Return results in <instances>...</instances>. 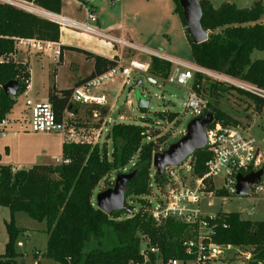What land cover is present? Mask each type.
Listing matches in <instances>:
<instances>
[{
  "label": "trees",
  "instance_id": "trees-1",
  "mask_svg": "<svg viewBox=\"0 0 264 264\" xmlns=\"http://www.w3.org/2000/svg\"><path fill=\"white\" fill-rule=\"evenodd\" d=\"M28 1L55 13L61 12L62 0ZM173 1L175 12L186 27L179 0ZM200 4L201 22L209 37L195 44L186 29L193 61L264 88V59L252 57L255 51H264V25L261 22L264 0H255L249 7H238L230 2L214 6L212 0H200ZM16 37L58 42L61 28L51 20L0 2V58H8L16 52ZM73 49L94 60L93 71L76 85L117 65L116 59L77 47ZM170 70V63L152 58V75L166 79ZM29 76L28 64L13 60L0 62V133L2 122L16 102L14 96L4 92V84L17 79L21 83L18 93L23 92L24 80ZM203 79L208 78L198 74L194 86L200 85L199 91L203 87L209 90L213 103L208 112H213L215 121L224 124L238 121L217 104L219 96L226 91L237 90L245 94L254 101L259 113L264 109L262 99L220 82L203 83ZM73 88L58 89L53 81L48 100L56 117L60 118L67 106L76 109L70 102ZM100 109L103 115L107 111ZM165 137L159 131L147 132L146 127L138 123L115 122L107 135L112 141L111 151L106 143L65 141L60 164H35L29 169L18 170L2 164L0 153V206L8 207L11 213V220L7 222L8 240L4 253H0V264H18L17 257L21 254L16 250V242L22 228L16 225L14 216L20 211L47 222L45 255L53 259V264H155L157 256L161 258V264H166L170 259L188 261L194 257L183 243L197 234V225L172 219L156 222L150 214L148 198L153 190L152 180H162L153 167V156L167 148L161 147ZM209 157L206 149H198L192 155L193 171L197 176L205 173V162ZM131 162L134 164L128 172L136 173L128 182L126 197L131 196L133 200L126 203L127 209L107 214L94 200L95 189L114 171L124 170ZM217 216L215 242L250 250L252 260L248 264H264V220H249L238 212H218ZM143 245L157 248L158 253L148 249L145 256Z\"/></svg>",
  "mask_w": 264,
  "mask_h": 264
},
{
  "label": "built area",
  "instance_id": "built-area-1",
  "mask_svg": "<svg viewBox=\"0 0 264 264\" xmlns=\"http://www.w3.org/2000/svg\"><path fill=\"white\" fill-rule=\"evenodd\" d=\"M118 2L120 0H111ZM2 3L51 20L60 28L65 27L78 32H86L100 38L106 39L113 46H121L122 51L132 50L137 52L130 57L128 64L123 63V54L115 58L117 65L105 73L89 79L73 88L70 102L89 107H102L107 105V95L100 92L99 88L116 78L118 75L125 76L128 83L133 70L149 73L153 57H157L171 64L169 76L165 79L186 88L187 97L185 107L192 110L195 116H204L208 113L210 100L195 87L198 74L204 78L235 87L247 92L259 99L264 100V88L250 81L228 75L224 72L212 70L193 62L166 56L158 50L148 49L136 44L130 39L114 36L110 30L101 29L97 25L98 17L95 12L87 8L86 19L76 20L45 9L28 0H0ZM39 7L52 13V16H41L35 12ZM16 52L10 57H1L0 62L16 61L17 54L25 53H47L54 52V56L61 54V48L57 42L40 39L36 37H16ZM25 90L31 89L30 79L25 78ZM128 102H131L130 100ZM26 104L30 107V127L34 132H61L66 142L98 143L102 127L87 128L77 127L78 113L67 106L60 118L56 117L53 105L49 100L34 101L27 99ZM96 110V109H95ZM256 111V110H255ZM256 113H259L256 111ZM94 116H100L94 111ZM3 123V122H2ZM206 149L210 157L205 162L206 171L202 176H197L193 171L192 156L179 166H168L157 182L152 180V194L148 198L150 203V214L156 222L169 219L187 222L197 225V234L189 240L184 241V246L189 254H194L188 261L194 264H210V262L223 254V248L232 245H223L215 242L214 234L217 226V214H207L202 210L203 202L212 204L217 196L231 198L233 196H251L254 199L264 198V148L252 133V127L245 121L224 124L214 121L206 129ZM263 170L260 180L253 183L247 195L237 192V175H246L249 172ZM220 180V184L218 183ZM154 199L155 202L152 201ZM255 207H251L248 213H253ZM224 227H227L224 224ZM158 253V249L146 245L142 250L147 256V250ZM177 258L170 259L166 264H182ZM19 264V263H18Z\"/></svg>",
  "mask_w": 264,
  "mask_h": 264
},
{
  "label": "rangeland",
  "instance_id": "rangeland-1",
  "mask_svg": "<svg viewBox=\"0 0 264 264\" xmlns=\"http://www.w3.org/2000/svg\"><path fill=\"white\" fill-rule=\"evenodd\" d=\"M126 1L125 16L130 18L126 20L127 25H132L140 34V41L144 45L157 47L166 53L171 54L170 50H175L178 53V58L193 61L192 54L188 43L178 35H174L173 39L166 38L167 35L160 34L156 28H151L146 24L145 12L146 5L142 3L145 0H128ZM255 0H212L214 6H219L223 2L235 3L238 7H249ZM106 0L104 9L109 15L114 14L120 16V7L122 2ZM174 3V1H173ZM174 5V4H173ZM116 6V7H114ZM139 11L138 15L133 14ZM147 16V15H146ZM134 20V22L132 21ZM264 25V15L261 18ZM160 50V51H161ZM176 56V57H177ZM253 59L263 58L264 51L257 50L252 55ZM27 59L24 53H21L16 58V61L22 62ZM28 60V59H27ZM31 71L33 75V83L35 89L41 95L45 94L48 85H52L54 81V66L55 61L49 57L33 56L30 60ZM26 63V62H25ZM81 74L88 71L89 63L80 62ZM66 71L65 66L60 71V82L65 83ZM149 74L152 75L151 72ZM121 75L116 77L115 82L119 85L118 88L109 87V84L99 88L100 92L107 95V111L104 115L99 107L79 108L78 124L79 128L86 126L87 128L102 127V132L99 137V144L106 143L109 151L112 150V141L107 138L110 127L115 122H131L138 123L146 127L147 132H160L161 136H166L161 147H168L173 142L180 139L185 133L186 128L191 119L195 117L192 110L185 107L187 90L180 85L169 83L164 78L158 76L156 81L150 80L147 75H143L133 70L130 74L127 84H122ZM156 76V75H155ZM211 79H203V83H211ZM31 83V76H30ZM138 83H140L138 85ZM122 84V85H121ZM202 93L210 100V92L203 87ZM26 93L19 92L16 96V104L24 102ZM25 95V96H24ZM144 97L149 100V107L142 111L138 107L139 98ZM128 100L131 104H128ZM27 101V99H26ZM217 104L231 118H236L239 121H245L252 127V133L257 137L262 147L264 148V109L259 114L255 111V103L252 99L237 90L224 92L219 96ZM96 109V110H95ZM94 111L100 116L95 117ZM30 116V114H29ZM122 116V117H121ZM106 117V118H105ZM105 124V125H104ZM62 138L61 132H34L30 124L22 121L18 125V134L10 137H0V153L3 161L21 164L25 169L35 164L50 163L54 165L60 164L63 159L62 155ZM94 144V143H92ZM6 146L9 150L6 151ZM59 158V160H57ZM188 161V160H187ZM134 162L120 171L126 173L129 167ZM155 170V169H154ZM113 172L106 180H103L94 192V200L96 201L97 194L112 187L117 173ZM220 184V180L218 182ZM131 196L126 197V203L132 202ZM153 202L154 199H152ZM97 202V201H96ZM255 207L253 213H248L251 207ZM202 210L207 214H217L218 212H238L243 218L249 220H264V198L254 199L251 196H233L231 198H222L217 196L213 199L212 204L208 201L203 202ZM11 220L10 209L6 206H0V253H4L5 245L8 240L7 222ZM14 221L17 226L22 228L17 242L16 250L21 255L17 257L19 264H53V259L45 255L48 241L47 222L32 218L26 212H17L14 216ZM145 248V245H143ZM157 254V253H156ZM252 260L250 250L242 247L231 246L223 248V254L212 260L210 264H248ZM161 258H158L155 264H161ZM133 264V263H131ZM182 264H194L192 261L182 262Z\"/></svg>",
  "mask_w": 264,
  "mask_h": 264
},
{
  "label": "crops",
  "instance_id": "crops-1",
  "mask_svg": "<svg viewBox=\"0 0 264 264\" xmlns=\"http://www.w3.org/2000/svg\"><path fill=\"white\" fill-rule=\"evenodd\" d=\"M126 1L124 0V3L121 4V11L120 16H115L114 14L109 15L108 12L104 9V2L106 3V0H62V7L61 12L63 16H66L71 19L76 20H85L86 19V11L87 8L92 10L96 13L98 17L97 25L104 30H110L114 36L123 37L125 39H130L134 41L136 44L153 50L160 51L161 49H158L157 47L147 46L144 45L142 41H140L141 37L140 34L135 30L133 27V24L127 25L126 20L130 21V18L125 16V7H126ZM122 2V0L118 1ZM116 2L113 3L115 5ZM143 5H146V12H145V20L146 24L150 25L151 28H156L157 31L160 34L167 35L166 38L170 39V41L173 39L174 35L181 36L182 39H184L191 51L190 41L189 37L186 31V27L184 26L181 17L179 14L175 12V4L173 3V0H145ZM174 4V5H173ZM116 7V6H114ZM139 11H136L133 16L138 15ZM147 15V16H146ZM134 22V20H132ZM59 47L61 48V54L58 57L54 56V52L52 50H49L47 53H24L27 59H24L25 61L19 62L23 64H28L29 74L31 76V89L24 95L26 99H32L34 101H45L48 100V94L49 89L51 85H48L45 94L41 95L39 91L35 89L33 81V75L30 68L31 62L33 56L37 57H49L53 59L56 63L54 66V81L55 85L58 89H65V88H72L75 87L77 82L81 81L85 77H87L94 69V60L91 58H88L84 53L79 52L73 47L81 48L86 51L102 55L104 57L115 59L117 55L123 54V63L128 64L130 61V57L137 52H134L132 50H126L122 51L121 46H113L111 43L107 42L106 39L100 38L98 36L86 33V32H78L75 30H71L69 28L62 27L61 28V38L60 41L57 42ZM72 47V48H69ZM20 52L17 54L16 58L20 54ZM166 56H170L173 58H178V53L175 50H170L171 54L166 53L165 51H160ZM192 54V53H191ZM177 56V57H176ZM181 59V58H178ZM263 59V58H258ZM184 60V59H181ZM187 61V60H185ZM18 62V61H17ZM26 62V63H25ZM80 62H88L89 67L88 71L86 73H79L80 72ZM193 62V61H188ZM65 66V69L67 72L65 76V83L62 84L60 82V71L62 67ZM138 72V71H137ZM143 75H147V77L152 80L156 81L155 78L158 76L151 75L149 73L144 72H138ZM29 76V79H30ZM122 78V84L125 83V76H120ZM116 78L112 79L111 81L107 82L104 85L109 84V87L118 88L119 85L115 82ZM121 84V85H122ZM26 99L22 103H15L11 112L7 115L3 123L1 124V133L0 137H10L15 136L18 134V125L22 121H25V123L30 124V107L26 104ZM129 101V100H128ZM128 104H131V102H128ZM76 105V112L79 114V108H92L89 106H84L80 104ZM97 107V106H96ZM106 106H102L99 108H106ZM263 111V110H262ZM30 114V116H29ZM260 114V113H259ZM122 117V116H121ZM106 118V117H105ZM236 119V118H235ZM105 125V124H104ZM103 129V128H102ZM65 142L64 137L62 138V145ZM9 150V147L6 146V151ZM62 158V155L60 156ZM59 160V158H57ZM2 164H9L11 165L14 170L18 169H25L21 164L15 165L14 163L3 161V157L1 159ZM40 164H50L54 165L53 162L50 163H40ZM32 167V166H31ZM30 167L26 168L29 169ZM232 262V261H231ZM230 262V263H231ZM229 263V264H230Z\"/></svg>",
  "mask_w": 264,
  "mask_h": 264
},
{
  "label": "water",
  "instance_id": "water-1",
  "mask_svg": "<svg viewBox=\"0 0 264 264\" xmlns=\"http://www.w3.org/2000/svg\"><path fill=\"white\" fill-rule=\"evenodd\" d=\"M186 21V29L195 44L206 41L209 32L203 28L201 19L203 16L200 0H179ZM153 80V79H152ZM140 83H138L139 85ZM20 81L10 80L3 86L7 95L16 96L20 89ZM138 107L147 109L149 100L139 98ZM214 121L213 112L204 116H195L187 125L186 133L177 141L170 144L166 149L156 152L153 156V167L160 176H163L168 166H179L190 158L198 149L206 146V129ZM263 170L249 172L246 175H237V192L240 195H247L253 183L260 180ZM135 171L117 173L112 187L100 191L96 196L97 206L107 214L127 209L126 192L128 182L134 177Z\"/></svg>",
  "mask_w": 264,
  "mask_h": 264
},
{
  "label": "bare ground",
  "instance_id": "bare-ground-1",
  "mask_svg": "<svg viewBox=\"0 0 264 264\" xmlns=\"http://www.w3.org/2000/svg\"><path fill=\"white\" fill-rule=\"evenodd\" d=\"M35 8H36L35 12L37 14H40L41 16H52V13L50 14L46 10H44L42 8H39V7H35Z\"/></svg>",
  "mask_w": 264,
  "mask_h": 264
}]
</instances>
